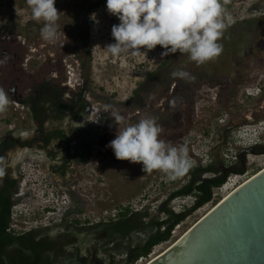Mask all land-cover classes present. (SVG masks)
I'll return each mask as SVG.
<instances>
[{"label":"rangeland","instance_id":"374dc122","mask_svg":"<svg viewBox=\"0 0 264 264\" xmlns=\"http://www.w3.org/2000/svg\"><path fill=\"white\" fill-rule=\"evenodd\" d=\"M55 7L60 13L58 35L54 42H48L40 34L43 22L32 20L26 0H0V42L19 46L30 58L29 71L40 69V65L48 70L50 64H55L58 76L78 80L83 93L97 107L93 120H99L103 135L98 136L96 145L91 142L92 161L71 163L63 175L53 173L50 163L23 160L26 163H21L20 171L28 184V194L13 210L12 224L16 229L21 225H56L73 220L82 226L87 222L106 223L125 206L149 207L152 216L162 217L158 208L185 179L181 175L169 180L160 172L147 174L142 171V164L117 160L112 149L106 147L118 130L113 121L115 114L124 117L121 128L146 117L157 118L162 127L160 138L173 145H186L191 165L215 161L229 166L240 161L246 174L230 175L227 182L231 186L264 169V153L238 156L243 148L264 145V0H228L225 7L233 22L225 31L238 39L236 56L202 66L191 62L186 54L162 56L165 49L160 46L147 55L110 54L105 48L115 42L111 29L119 20L107 12L106 0H56ZM83 29L85 42L80 44L79 34ZM239 32L243 34L236 37ZM52 54L63 56L62 66L57 68L58 57L53 59ZM72 54L81 59V66ZM237 57L245 59L242 67L247 69V76L232 87L230 80L240 69ZM162 63L165 67L152 76ZM172 69L185 70L190 78L185 81L176 77L169 81ZM171 99L174 105L169 103ZM170 104L173 112L168 117L165 113ZM13 107L20 106L10 104L6 113L0 114V136L10 129V124L16 125V121L10 120ZM224 185L214 191L215 204L191 214L175 228L171 240L153 248L142 263H150L155 252H165L220 203L230 191L224 190ZM192 201L190 197L178 198L170 202V207L177 212ZM52 207L54 212L46 213L45 209ZM68 211L72 213L66 215ZM100 231L80 235L84 242L83 255L88 256L101 243ZM138 238L142 236L132 234L122 248L134 244ZM114 255L120 264L124 253L114 252ZM99 257L103 258L104 254L100 252Z\"/></svg>","mask_w":264,"mask_h":264},{"label":"clouds","instance_id":"9594fccd","mask_svg":"<svg viewBox=\"0 0 264 264\" xmlns=\"http://www.w3.org/2000/svg\"><path fill=\"white\" fill-rule=\"evenodd\" d=\"M55 3L56 0H26L32 20L43 22L40 34L48 42H54L58 35L60 13ZM227 3L228 0H106L107 12L119 24L112 26L115 42L105 50L113 56H140L160 46L165 49L162 56L178 52L202 66L223 52L219 41L233 22L225 7ZM172 75L190 78L184 71ZM11 103L0 88V114L6 113ZM113 121L118 130L106 147L112 149L117 160L142 164L144 173L160 172L169 180L177 179L190 168L187 146L161 139L162 127L157 118L146 117L122 128L119 126L125 123L123 116L115 114Z\"/></svg>","mask_w":264,"mask_h":264},{"label":"flooded vegetation","instance_id":"af4514ba","mask_svg":"<svg viewBox=\"0 0 264 264\" xmlns=\"http://www.w3.org/2000/svg\"><path fill=\"white\" fill-rule=\"evenodd\" d=\"M85 35L83 29L79 34L80 44L81 41L82 44L85 42ZM72 55L80 65L81 59L76 54ZM52 56L53 59L58 57L57 68L62 66L63 56ZM29 59L16 44L0 42V88L8 94L12 105L20 106L13 107L14 111L10 112V120L16 121V125L10 124V129L0 136V187H5L8 182V189L15 202L12 213L23 196L28 194V184L20 171L21 163H26L23 160L50 163L53 173L55 171L63 175L71 163L92 161V143L96 145L98 136L103 135L99 120H93V116L97 115V107L83 93L78 80L62 77L61 74L58 76L55 64H50L47 71L43 65H40V69L29 71ZM66 67L69 70L71 68L69 64ZM73 81L75 84H72ZM25 189L26 193L23 192ZM45 211L53 213L54 208H46ZM8 230L18 234L40 230L42 233L39 237L75 236L77 243L66 246L65 250L70 252V247L79 248L80 254L86 256L81 251L84 242L80 237L86 232L78 231L76 226L67 228L65 224L34 227L21 225L16 229L11 222ZM19 230L23 232H18ZM59 230L61 232L56 233ZM99 230L102 229H93L90 232ZM100 232V242L108 241V233L104 230Z\"/></svg>","mask_w":264,"mask_h":264},{"label":"trees","instance_id":"16d2710c","mask_svg":"<svg viewBox=\"0 0 264 264\" xmlns=\"http://www.w3.org/2000/svg\"><path fill=\"white\" fill-rule=\"evenodd\" d=\"M89 26L90 24H87V30H89ZM242 34V32H239L235 35L239 37ZM237 41L238 39L236 40L232 33L224 31L223 37L219 41L223 45V52L211 62L217 64V62L221 63L228 56H236L235 42ZM236 60L240 65V69L235 78L230 80L232 87H235L237 81H244L247 76L245 73L247 69L242 67L245 59L237 57ZM211 62L206 64L210 65ZM165 65V63H162L152 76L157 75ZM178 71L186 72L181 69H172L169 81L176 78L173 77L172 73ZM184 80L186 81V79ZM171 101L172 99L169 100V103H172ZM172 106L170 104L168 112L165 113L168 117L173 112ZM254 153L263 154L264 145H255ZM232 174L245 175L246 170L243 163L238 161L234 165L225 166L224 164L222 166L215 161H211L205 165H191L182 174L185 183L169 193L166 200L158 208L162 217L152 216L149 207L134 209L125 206L120 207L115 218L106 223L100 222L89 225L87 222L86 225L82 226L78 220H73L71 223L65 221V227L76 226L80 232L102 229L108 233L109 240L102 242L100 247L88 256H82L79 248H75L71 252L65 250L66 246L77 243L75 236L39 237L42 233L40 230H31L22 234L9 231V225L13 220L12 209L15 202L12 200L7 182L5 187H0V264H118L114 252L124 253V258L120 261V264H136L140 258L147 257L153 248L170 241L175 228L185 222L196 210L209 204H215L214 191L221 188ZM188 197L193 199L190 206L183 207L177 212L171 209L170 202L178 198ZM70 213L72 212L68 211L66 215ZM132 234L142 236V239L138 238L134 244L122 248ZM100 252L104 254L103 258L99 257Z\"/></svg>","mask_w":264,"mask_h":264},{"label":"water","instance_id":"95a60500","mask_svg":"<svg viewBox=\"0 0 264 264\" xmlns=\"http://www.w3.org/2000/svg\"><path fill=\"white\" fill-rule=\"evenodd\" d=\"M148 264H264V169Z\"/></svg>","mask_w":264,"mask_h":264},{"label":"bare ground","instance_id":"6f19581e","mask_svg":"<svg viewBox=\"0 0 264 264\" xmlns=\"http://www.w3.org/2000/svg\"><path fill=\"white\" fill-rule=\"evenodd\" d=\"M251 178V177H250ZM249 178V179H250ZM248 180V179H247ZM247 180H245V181H243V182H240L238 185H234V186H231L228 182L224 185V187H223V189L224 190H229L230 189V191H228L226 194H225V196L223 197V200L227 197V196H229L233 191H235L238 187H240L243 183H245ZM210 211H211V209H210ZM172 244V243H171ZM164 251V250H163ZM161 255V252L160 253H157V252H155L152 256H151V261H153L154 259H156L158 256H160ZM143 261V260H142ZM142 261H140V262H138V264H147V263H149V261H147V263H142Z\"/></svg>","mask_w":264,"mask_h":264},{"label":"built area","instance_id":"2783aa9c","mask_svg":"<svg viewBox=\"0 0 264 264\" xmlns=\"http://www.w3.org/2000/svg\"><path fill=\"white\" fill-rule=\"evenodd\" d=\"M191 198V197H190ZM150 255V254H149ZM144 258L145 257H142V258H140L138 261H137V263L136 264H138V262H140V261H142V260H144Z\"/></svg>","mask_w":264,"mask_h":264}]
</instances>
